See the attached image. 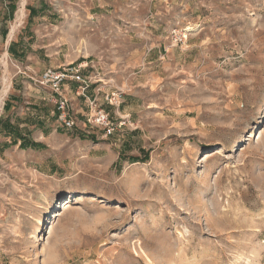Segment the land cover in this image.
<instances>
[{
  "label": "rangeland",
  "instance_id": "rangeland-1",
  "mask_svg": "<svg viewBox=\"0 0 264 264\" xmlns=\"http://www.w3.org/2000/svg\"><path fill=\"white\" fill-rule=\"evenodd\" d=\"M3 78L0 264H264V0H0Z\"/></svg>",
  "mask_w": 264,
  "mask_h": 264
},
{
  "label": "built area",
  "instance_id": "built-area-1",
  "mask_svg": "<svg viewBox=\"0 0 264 264\" xmlns=\"http://www.w3.org/2000/svg\"><path fill=\"white\" fill-rule=\"evenodd\" d=\"M79 68L68 66L62 69H48L40 76L39 84L45 86L55 96L56 111L58 113V121L63 124L64 128L70 130L74 127V121L69 116V102L63 95L68 88V84H76L75 94L83 95L89 88L91 80L81 75ZM91 125L100 128L104 132V136L112 133L113 129L108 120V115L102 110L96 111L92 120H88Z\"/></svg>",
  "mask_w": 264,
  "mask_h": 264
},
{
  "label": "bare ground",
  "instance_id": "bare-ground-1",
  "mask_svg": "<svg viewBox=\"0 0 264 264\" xmlns=\"http://www.w3.org/2000/svg\"><path fill=\"white\" fill-rule=\"evenodd\" d=\"M21 1V0H20ZM24 3V2H23ZM20 7V6H19ZM23 9H22V7L20 8V10L18 11V13H17V15H16V21H15V23L11 26V28H10V35L9 36H11L12 34H13V32H14V30H15V28L20 24V22H21V20H22V18H23ZM21 25V24H20ZM2 61V60H1ZM2 82H3V86H4V88L2 89L3 91L1 92V94H0V100L2 99V97L5 95V93L7 92V89H8V86L6 85V79L5 78H3V80H2ZM1 111V110H0Z\"/></svg>",
  "mask_w": 264,
  "mask_h": 264
},
{
  "label": "crops",
  "instance_id": "crops-1",
  "mask_svg": "<svg viewBox=\"0 0 264 264\" xmlns=\"http://www.w3.org/2000/svg\"><path fill=\"white\" fill-rule=\"evenodd\" d=\"M14 46H15V45H12V46H11L10 51H12V52L15 51ZM16 51H17V50H16ZM72 87H73V90H76V87H78V85L72 83ZM26 126H27V125H20L19 127L22 128V127H26ZM39 129H41V130H39L40 133H37V135H36V136H37L36 139H37V141H39V140L43 141L44 136H45L44 131H45L46 127H44V126L41 125V123H40V128H39ZM39 131H38V132H39ZM22 135L24 136L25 134L23 133ZM27 137H29V135H27ZM30 137H31V139L33 140V133L30 134ZM33 141H34V140H33Z\"/></svg>",
  "mask_w": 264,
  "mask_h": 264
},
{
  "label": "trees",
  "instance_id": "trees-1",
  "mask_svg": "<svg viewBox=\"0 0 264 264\" xmlns=\"http://www.w3.org/2000/svg\"><path fill=\"white\" fill-rule=\"evenodd\" d=\"M18 138H20V137H18ZM21 139V138H20ZM34 146H36V145H34Z\"/></svg>",
  "mask_w": 264,
  "mask_h": 264
}]
</instances>
